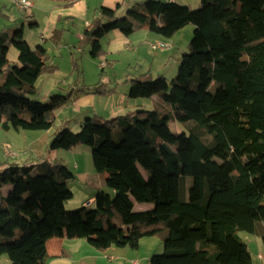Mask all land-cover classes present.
Wrapping results in <instances>:
<instances>
[{
	"label": "trees",
	"instance_id": "trees-1",
	"mask_svg": "<svg viewBox=\"0 0 264 264\" xmlns=\"http://www.w3.org/2000/svg\"><path fill=\"white\" fill-rule=\"evenodd\" d=\"M75 1L60 0L64 6ZM119 9L100 8L83 32L80 43L91 58L102 57V40L112 31L130 36L146 27L171 39L191 24L189 52L170 82L149 73L131 80L128 98L156 97L151 109L87 117L79 131L65 127L55 135L52 150L92 149L105 188L91 205L66 208L76 177L61 162L5 167L0 257L47 264L52 238L82 239L105 252L138 249L142 239L164 235L165 253L150 264H253L242 234L259 237L264 248V0H201L198 10L176 0H148L124 17ZM11 47L18 51L13 64ZM56 67L44 45L31 49L24 27L0 33L2 130L49 131L54 122L46 114L79 94L105 92L104 85L79 86L49 102L35 100L38 79ZM171 121L184 130L172 131ZM137 203L154 207L139 212Z\"/></svg>",
	"mask_w": 264,
	"mask_h": 264
},
{
	"label": "crops",
	"instance_id": "crops-1",
	"mask_svg": "<svg viewBox=\"0 0 264 264\" xmlns=\"http://www.w3.org/2000/svg\"><path fill=\"white\" fill-rule=\"evenodd\" d=\"M4 1L8 0H0V15L2 16L7 6ZM30 1L32 2L33 7L31 11L26 14L29 17H24L25 22L22 24V27H24V39L33 50L38 45H44V47L48 51L51 62L57 66V69H55L54 71L42 74V76L36 83V96L41 91V93L43 94L41 101L47 102L46 99L48 97L52 98L53 95H58L56 93H58V91L60 92V90H58L57 88H59L61 84L64 85V83H66V79H68L70 76H74L75 74H78L79 76L81 73H84V71L79 72L80 66L76 60V56L78 53L83 54L85 52V48H88L89 50L88 46L82 47L80 42L83 39V32L86 29H89L92 23L100 16L99 9L102 7L114 9L117 7V5H120V9L118 10L119 14L124 11L126 7L138 3H143L145 0H76L68 6H64L62 2H60V0ZM164 1L172 2V0ZM176 1L178 2L179 0ZM30 21H37L38 26L28 28L27 25ZM174 36L171 39H167L163 36L150 32L146 27L139 29L130 36H126L118 30L108 33L102 40L104 49V54L102 55V57L94 60L93 58L91 60L89 59L90 64L94 67L98 66L99 70H101L103 73L105 70L112 69V75L109 76V74L107 73L103 76L104 86L101 88V91L103 92L104 90L105 92L102 94H79L76 96V98H74L70 103H68L61 109H85V118L99 117L103 119H112L118 116L127 115L132 116L135 115L138 109H151L157 102V98H128L130 88H128L127 86L121 87L120 84L122 83L124 78H122V76H118L116 74L115 68L113 67L123 65L125 75L126 71L127 73H129L128 71H132L134 69L136 78L148 73L152 78H154L152 75V68H150L152 67V65L148 64L147 62L150 56H154L150 53L149 49L154 51L151 48V45L156 42L166 41L172 44ZM171 48L172 47H170L168 50L160 51L162 56L160 55L161 58L158 57V59L160 60V62H162L163 60V69L167 66L165 54H167V52L171 50ZM64 50L71 52L69 58L70 68L67 70H62L59 60H55L58 56V54L56 53H59L61 56L62 51ZM182 51L183 54L184 49ZM8 60L10 64L18 62V51L14 47H11L9 49ZM141 65L145 66L146 69H144ZM161 67L162 64H159L158 69H160ZM41 85H43V90H39ZM87 86L90 87L91 85ZM78 89L79 84L75 81L71 88L65 92V95H67L72 90L77 91ZM28 119H31V115L28 116ZM46 119L48 121L52 120L49 114H46ZM1 130L0 141H2L4 144H2L0 151V154L3 155H0V173H2L5 167L9 164L35 165L32 163L34 159L38 160L40 156V152L38 151L39 147L37 145H43L42 142H39L41 141L42 137L39 136L38 138H36L35 144H33L31 141L26 142L25 144H21L20 142L13 143L9 138L5 137V135L11 133V131ZM2 132L4 133L2 134ZM16 134H20V131L16 132ZM37 136L38 135H36L35 137ZM4 146H9L11 149L15 148L13 150L18 151V156L14 159L7 158L3 153ZM69 152H72V150ZM74 160L77 161L76 159ZM44 162L48 161L44 160ZM52 162H61L66 165L61 160H55ZM97 176L98 180H102L103 186L105 187L104 179L99 175ZM75 177L77 176L75 175ZM89 180H86V182L84 183L85 188L89 185ZM95 195L96 194L86 193L87 200L93 201ZM85 203H82V205L85 206ZM76 242L81 243L86 241L82 239H69L67 237L50 239L47 242V250L50 255L48 263L52 262V264H74V261H72L71 259V257L73 256L69 249L73 248L70 244H74ZM110 251L111 249L105 252H99L102 254V252L106 253ZM99 252L98 254H100ZM260 256L262 257V259H259L264 262V254L260 252L259 257ZM82 258L86 259V255Z\"/></svg>",
	"mask_w": 264,
	"mask_h": 264
},
{
	"label": "rangeland",
	"instance_id": "rangeland-1",
	"mask_svg": "<svg viewBox=\"0 0 264 264\" xmlns=\"http://www.w3.org/2000/svg\"><path fill=\"white\" fill-rule=\"evenodd\" d=\"M148 0H145V3ZM7 5L5 11L3 12V16L0 15V33L5 32L6 30L11 31L13 29L21 28L24 21V12L19 11L14 5L11 4L10 0L4 1ZM142 3V4H143ZM178 3L188 6L192 10H198L201 8V0H179ZM135 5V4H134ZM132 5V6H134ZM132 6H128L119 13L120 17L126 16V13ZM8 17V18H7ZM28 27V25H27ZM195 27L193 25L186 26L180 33L174 36L172 40V44L164 41L165 43L170 44L171 50L165 54L166 67L163 69L164 63L163 60L160 62L158 57L161 58L162 54L160 51L156 50V52L149 49L150 53L154 56H150L148 59V64H151L152 67V75L154 78L158 76H164L167 78L168 82L172 81L179 71L181 58L183 56L182 50L184 52H189V44L193 38ZM70 51L64 50L62 51V55L59 53L55 60H59L60 67L62 70H67L70 68ZM161 55V56H160ZM170 56V57H169ZM169 57V58H168ZM92 59L89 55L88 48H85V52L78 53L76 56V60L79 63L80 71L83 72L79 76L75 74L74 76H70L66 79V83L61 84L58 90V93L65 95V92L68 91L71 86L76 82H78L79 86L86 87L87 85H91V88H95V85L103 86V76L104 74H111V70H105L104 73L99 70V67H94L90 64V60ZM94 60V59H93ZM162 64V67L158 69V65ZM144 69L145 66L141 65ZM116 70V74L118 76H122L123 81L120 84L121 87L127 86L130 88L131 80L136 78L135 70L126 71V75L124 72V66L118 65L113 67ZM86 72V73H85ZM78 73V71H77ZM79 78V80H78ZM126 78V79H125ZM128 78V79H127ZM78 80V81H77ZM70 86V88H69ZM211 88V87H210ZM215 85L212 86V91L214 90ZM126 89V88H125ZM39 90H43V85L40 86ZM54 96V95H53ZM43 94L40 93L35 96V100L41 101ZM51 98H47V102H49ZM42 102V101H41ZM85 109H59L52 113H48L51 116V121H54V126L49 131L45 133H36L34 131H20V134H16L15 130H10L11 133L6 134L5 137L9 138L13 143L20 142L21 144H25L26 142H32L35 144V139L39 136L42 137L41 141L43 145H37L39 147L40 156L38 160L34 159L32 164H39L47 160L48 162H52L55 160H61L64 162L68 168L77 176L76 181L70 182L69 187L72 191V198L66 202V208L68 210H75L83 207L82 203L88 202L87 194H97L99 190H103L105 187L103 186V182L101 179L98 180L99 174H97L96 170L93 166L92 159V149L86 145H80L72 150V152L66 150H52L51 143L54 139L55 135L60 132L63 128L68 127L72 131H79L80 124L86 117ZM169 126L174 132H181L184 130V126L176 121H171ZM183 128V130H182ZM1 130V129H0ZM3 131V130H1ZM4 132H2L3 134ZM38 135L37 137H35ZM1 140V139H0ZM0 151L2 141H0ZM13 148V147H12ZM15 149V148H13ZM11 149V150H13ZM14 151V150H13ZM18 152V151H15ZM3 156L2 154H0ZM10 159V158H9ZM76 159L77 161H75ZM101 177V176H100ZM103 178V177H102ZM90 179V180H89ZM104 179V178H103ZM86 180H89V185L85 188L84 183ZM101 183V185H100ZM154 207L153 204H136L135 211H148ZM244 240L247 242L250 254L253 258V264H264L263 261L259 259V253L264 254V248L261 245V240L259 237L255 235H247L242 234ZM73 242V241H72ZM82 243V244H81ZM76 242L74 244H70L73 248L69 249L72 256L71 259L74 261V264H150L149 260L155 255H161L165 253L164 249V235H157L154 237H146L140 241V245L138 249H132L129 247L126 248H113L110 252H106L102 254L99 251L94 250L89 244L86 242ZM68 246V245H67ZM69 247V246H68ZM67 248V247H66ZM98 252L100 254H98ZM83 259L82 257H85ZM1 255V254H0ZM260 260V261H259ZM65 261V260H64ZM62 261V262H64ZM61 262V263H62ZM0 264H11L9 258L6 255H2L0 257ZM47 264H52L49 262ZM71 264V263H70Z\"/></svg>",
	"mask_w": 264,
	"mask_h": 264
},
{
	"label": "built area",
	"instance_id": "built-area-1",
	"mask_svg": "<svg viewBox=\"0 0 264 264\" xmlns=\"http://www.w3.org/2000/svg\"><path fill=\"white\" fill-rule=\"evenodd\" d=\"M174 1V0H172ZM11 4L14 5L19 11L28 13L31 11L33 4L30 0H10ZM151 48L153 50H158V51H165L170 48V44L165 43V42H156L151 45ZM3 153L7 158L14 159L18 156V152H15L11 150L9 146H4L3 147ZM92 204V201H89L86 203L85 206H89ZM262 259V257H259Z\"/></svg>",
	"mask_w": 264,
	"mask_h": 264
}]
</instances>
